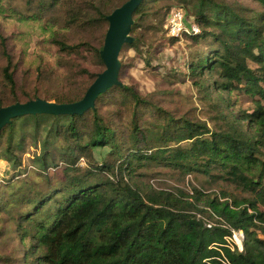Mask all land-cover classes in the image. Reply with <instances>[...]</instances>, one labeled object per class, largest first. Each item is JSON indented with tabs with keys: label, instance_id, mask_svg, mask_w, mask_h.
Wrapping results in <instances>:
<instances>
[{
	"label": "trees",
	"instance_id": "1",
	"mask_svg": "<svg viewBox=\"0 0 264 264\" xmlns=\"http://www.w3.org/2000/svg\"><path fill=\"white\" fill-rule=\"evenodd\" d=\"M125 1L0 0L1 16L47 32L55 50L52 62L37 54L27 63L16 33L0 26V107L80 100L104 69L106 16ZM172 9L199 28L183 34L202 47L191 46L181 68L208 104L205 119L169 109L167 90L141 91L121 59L119 84L84 113L13 118L0 129V264H264V0H142L119 54L132 49L153 68L154 43L176 40L165 35ZM231 92L252 104L237 108ZM154 167L220 189L158 188L142 172Z\"/></svg>",
	"mask_w": 264,
	"mask_h": 264
},
{
	"label": "rangeland",
	"instance_id": "2",
	"mask_svg": "<svg viewBox=\"0 0 264 264\" xmlns=\"http://www.w3.org/2000/svg\"><path fill=\"white\" fill-rule=\"evenodd\" d=\"M12 6H16L19 11H24L20 2ZM173 10L175 9L171 11ZM179 10L185 14L187 20L190 19L184 10ZM0 26L6 35L16 33L15 38H13L14 42L12 38L10 42H13V49L16 50V53H23L27 63L34 64L37 54H44L47 59H52L51 56L54 55L55 50L48 49V45L45 44L47 32H43L34 24L20 23L14 16L3 17L0 15ZM167 27L169 28V25H167ZM168 34L172 35L170 31L167 32L166 29L165 35L169 37L170 35ZM183 36L177 37L171 45L167 42L160 43L161 41H156L154 43L151 49L150 64L155 68L147 66L141 58L137 57L132 49L122 50L119 54V59L128 64V78L132 79L141 91L154 95H163L164 93H162V91L167 90L172 93L165 101L169 109L176 107L178 110L186 111L191 108L195 110V114L198 118L205 119L209 110L208 104L200 99L196 89L190 84L188 78L186 76L184 77L182 74L184 69L181 67L183 62L187 59L191 51L190 47L192 46H190V42L185 40ZM192 47L197 49L198 47H202V45L195 44ZM90 66L91 69L99 68L97 64H90ZM173 75L177 76L178 79L172 80L168 78V76ZM52 80L56 81L55 78ZM230 99L235 102L237 108H247L252 104L250 96L243 92H231ZM208 124L210 123L208 122ZM31 142V138L26 137V150L21 154L23 163L25 164L28 163L29 156L32 155L34 150V146H31ZM97 156H99V153H97ZM5 169V163L0 162V176L4 174L3 172ZM54 172V174H51L53 177L52 180H50L51 184L56 183V178L60 175L59 169ZM142 172H144V180L158 188L170 189L171 187H183L185 189H190V186L193 185L204 189L205 192L218 191L220 189L219 186L213 185L212 182H209L201 174H187L182 179L177 173L171 172L167 168L154 167ZM16 184L19 185L21 183L16 181ZM226 190L228 193L231 191L233 194H239L238 191L228 186H226ZM235 232V234L238 233L237 231ZM232 239L233 242L240 246L238 242L240 239L239 236L238 238L232 236Z\"/></svg>",
	"mask_w": 264,
	"mask_h": 264
},
{
	"label": "water",
	"instance_id": "3",
	"mask_svg": "<svg viewBox=\"0 0 264 264\" xmlns=\"http://www.w3.org/2000/svg\"><path fill=\"white\" fill-rule=\"evenodd\" d=\"M142 0H126L114 8L107 16L108 22L100 57L104 69L86 89L83 97L71 103H56L41 98L23 103L16 102L0 107V129L17 116L27 114H82L94 106L97 96L113 85L119 84V52L124 43L133 41L130 28L133 24L132 14Z\"/></svg>",
	"mask_w": 264,
	"mask_h": 264
},
{
	"label": "built area",
	"instance_id": "4",
	"mask_svg": "<svg viewBox=\"0 0 264 264\" xmlns=\"http://www.w3.org/2000/svg\"><path fill=\"white\" fill-rule=\"evenodd\" d=\"M166 23L167 24H165V27L167 29V32L170 31V33L172 34V35L170 34L168 35L174 38H177L181 35L183 36L185 32L198 33L199 31L198 27L193 22H191L190 19L187 20L185 14H183L179 9H175L169 13V15L166 18ZM167 25H169V28L167 27ZM235 233L236 232H233L232 236L234 238H238L239 236L240 239L238 240V242L240 243V246H238L237 244L236 245L239 249H241L242 241L244 238L243 233L240 231H238L237 234Z\"/></svg>",
	"mask_w": 264,
	"mask_h": 264
}]
</instances>
